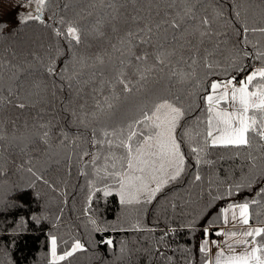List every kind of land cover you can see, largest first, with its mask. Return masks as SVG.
<instances>
[{
	"label": "snow or ice",
	"instance_id": "6c2138e0",
	"mask_svg": "<svg viewBox=\"0 0 264 264\" xmlns=\"http://www.w3.org/2000/svg\"><path fill=\"white\" fill-rule=\"evenodd\" d=\"M24 7L29 10L15 26L39 23L51 42L43 53L0 52V177L12 171L34 177L4 211L26 207L15 197L27 195L35 181L56 192L38 165L59 166L61 156L66 175L75 157L79 175L90 177L85 215L98 192L117 196L125 212L136 213L122 231L155 233L142 223L149 207L159 204L166 188L187 182L190 167L192 182H202L200 168L214 163L213 149L243 156L249 173L259 169L264 180V0H87L79 6L26 0ZM224 25L235 33L234 42ZM14 34L13 25L0 20V36ZM245 59L259 65L250 63L238 79L233 72L245 71ZM73 126L78 131L70 136ZM81 143L89 150L77 154ZM243 186L228 184L225 194ZM217 211L222 226L204 228L197 264H264V222H251L249 202ZM30 219L41 225L47 217ZM88 223L99 235L94 243L115 254L114 241L103 235L108 226L93 216ZM229 224L240 228L229 230ZM185 226L193 228L194 221ZM168 235L165 230L152 246L122 241L118 264L141 253L143 264L170 262L160 246ZM48 239L49 264L89 251L76 239L58 254V237Z\"/></svg>",
	"mask_w": 264,
	"mask_h": 264
},
{
	"label": "trees",
	"instance_id": "16d2710c",
	"mask_svg": "<svg viewBox=\"0 0 264 264\" xmlns=\"http://www.w3.org/2000/svg\"><path fill=\"white\" fill-rule=\"evenodd\" d=\"M71 2L79 6L87 0ZM46 14L51 16V9ZM48 23L51 24L53 21L49 20ZM224 27L234 42L235 33L227 25ZM13 32L16 34L11 37L0 36V52L6 48H14L25 54L30 50L43 53L51 42L49 30L36 22L21 24L19 27L14 25ZM251 39L260 38L257 36ZM250 63L259 65L258 61L245 59L243 61L245 71L233 74L237 75L238 79L246 75L247 71L251 70L247 67ZM200 130L203 131V125L200 126ZM77 131L76 127H71L70 136ZM83 150H89L87 143L80 144V148L76 150L77 154ZM221 156L224 159H220ZM59 159H61L59 166L53 164L50 168L43 161L38 165L45 178L56 184L57 191L53 192L47 185L35 181V187L28 189L27 195L15 197L17 200L23 199L26 204L23 208L3 210L6 204H11L16 192L28 188L34 177L14 171L10 172L7 178L0 177V264H49L50 234L58 237V254L69 249L76 239L81 240L89 248L88 252L77 253L60 264H118L116 255L119 254L122 241H127L129 247H136L134 242L137 240L140 244L152 246L165 230L169 231V235L160 246L172 260L170 262L161 260L156 264H189L190 261L197 264L203 260V255L198 252V245L204 236V228L211 225V231L215 232L222 226L220 213L217 211L219 207L247 201L252 213L251 222L256 225L264 222V192L261 191L264 188V180L259 179V169L255 170L254 174L249 173L248 161L243 156L233 157L232 152L228 150H211L209 159L214 163L211 166H201L200 172L204 177L202 182L196 184L192 182L195 171L190 167L189 174L185 177L187 182L166 188L162 196L158 197L159 204H155L154 209L153 206L149 207L147 215L142 218V223L148 228L155 227V233L118 230L120 227L130 228L137 217L134 211L125 212L115 195L105 198L102 192L96 193L91 210L85 215L90 177L79 175L80 165L75 157L72 161L71 176L66 175L63 157ZM86 171L90 173L91 166ZM209 181L212 183L209 184ZM228 184L244 186L239 189L234 187L233 195L228 196L225 194ZM217 195L221 198L213 199ZM253 201L256 203H252ZM172 204L176 205L174 210ZM32 215L46 216L47 219H44L41 225H37L30 219ZM89 216L108 226V231L103 235L114 241L115 254L113 249L94 243L99 235L91 232ZM193 221V228L185 226ZM114 225L116 229L113 228ZM143 261L141 253L133 255L130 262L125 258L121 264H143Z\"/></svg>",
	"mask_w": 264,
	"mask_h": 264
},
{
	"label": "rangeland",
	"instance_id": "374dc122",
	"mask_svg": "<svg viewBox=\"0 0 264 264\" xmlns=\"http://www.w3.org/2000/svg\"><path fill=\"white\" fill-rule=\"evenodd\" d=\"M25 4L26 0H0V20H7L14 26L15 21L25 15L29 10L24 7ZM229 215H231V213H229ZM227 228L229 230H239L240 226L237 225V227L233 229L232 225L229 224ZM208 238L215 239L212 238L211 235ZM203 239L204 236L200 239V244L203 242ZM212 251L214 252L215 249L213 248Z\"/></svg>",
	"mask_w": 264,
	"mask_h": 264
},
{
	"label": "built area",
	"instance_id": "2783aa9c",
	"mask_svg": "<svg viewBox=\"0 0 264 264\" xmlns=\"http://www.w3.org/2000/svg\"><path fill=\"white\" fill-rule=\"evenodd\" d=\"M213 238H215V239H220L219 237H216V236H214Z\"/></svg>",
	"mask_w": 264,
	"mask_h": 264
}]
</instances>
